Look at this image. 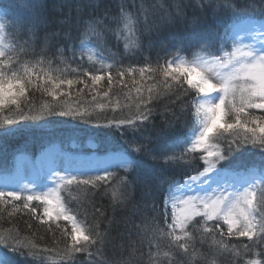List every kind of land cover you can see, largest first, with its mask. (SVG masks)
I'll return each instance as SVG.
<instances>
[{
	"label": "snow or ice",
	"instance_id": "1",
	"mask_svg": "<svg viewBox=\"0 0 264 264\" xmlns=\"http://www.w3.org/2000/svg\"><path fill=\"white\" fill-rule=\"evenodd\" d=\"M197 4L203 18L194 17L191 31L187 34H172L167 39H160L161 34L169 22H175V16L169 15L162 17L159 22L149 23L147 16L141 21L139 16L134 19L132 15L124 13L115 18V28L100 24L99 21L87 24L84 34L86 37H93L92 42L97 47H105L111 34L117 44L123 40L125 50L139 52L143 49L142 37L147 34L149 47L159 44L160 48L155 67L149 60H145L144 66L125 68L113 56L110 57L113 63L108 68L115 71V77L112 71L105 74L81 71L75 73L73 78L60 79L53 77L46 69H40L38 75L29 72L28 67L24 66L22 74L13 72L11 81L5 79V69L11 70L14 67L13 56L18 55V49L3 44L6 38L4 30L11 27L14 30L22 29L25 34L35 33L38 20L23 16L9 20L8 13L13 5L0 9V108L4 105L6 91L11 93L15 87L17 92L14 96L23 95L26 84H30L33 79H41V76L45 78L44 84L49 86L43 90L54 98L61 94L58 90L62 85L69 89L81 84L83 88H89L90 80L94 88L107 78L111 89L114 78L124 83V77H131L133 73H139L142 80L147 74L148 81L162 77L158 83L136 87L137 100L127 106L130 114L123 117L98 118L77 109L57 110L49 107L47 111L35 116L19 111L18 119H6L0 124V128H3L22 120L62 115L89 124L95 123L96 126L113 127L122 132L140 131L146 133L144 141L135 138L128 140L130 149L135 153L145 154L152 160L185 169L182 180L166 177H156L154 181L133 179L135 162L129 160L117 167L128 166L130 171L124 176L114 175L106 170L103 175L78 180L77 175L68 173V176H59L60 183L47 191L33 188L30 194L22 195L20 190H0V203L11 204L14 209L26 211L30 218L46 224L48 231H52V222H55L56 230L64 239L62 259L67 264H100L93 249L99 250L108 233L99 231L95 215L89 220L86 213L64 204L59 190L62 184L68 187L75 184L77 188L82 187L89 192L98 187L101 191H106L102 182L108 181H114L120 187L119 204L134 200L137 185H141L140 202L133 203L131 209L133 218L139 216L141 219V225L133 223V228L141 243L146 232L151 231L152 235L147 237L150 254L153 242L160 239L166 240L167 247L177 255L188 257L194 254L197 244L205 247L211 241L215 245L214 254L222 255L225 251L232 254L229 264H264V162L258 169L250 170H225L221 164L248 146L264 154V114H257V110L264 113V0H260L258 6L251 7L230 3L229 0H224L223 3L219 0H207L206 3L197 0ZM177 11L182 15L179 6ZM241 14L249 17L259 15L261 22H236ZM208 17L211 20L205 27L204 19ZM226 17H232V22L229 23ZM136 31L140 32V37L135 36ZM153 34L156 39H153ZM249 39L252 42L245 43ZM80 47H83V42ZM186 48L191 50L186 51ZM192 50H199L203 55L197 53L191 61H185L181 53L191 54ZM61 51L64 55L70 54L73 59L76 57V46H66ZM30 54L37 57L42 55L34 50L24 51V55ZM161 59L163 64L160 63ZM39 63L50 64V61L38 60ZM193 75L198 79L193 80ZM185 82L197 93L204 94L196 107L197 114L203 112V117L195 140L191 141V147L187 144L180 150L173 149L165 153L150 151L148 145L154 137L149 129H158L157 135H165L177 129L184 117L191 114V103L181 99V94L189 91L184 86ZM132 83L134 86L139 84L135 79ZM6 84L7 89L4 87ZM145 91L147 95L144 94ZM108 95L109 92H104L105 97ZM10 101L12 104L17 103L14 97ZM165 101L171 102L172 106L169 107ZM161 107L163 111L159 113L160 123L157 124L156 110ZM101 119L107 122L101 123ZM213 133L216 135H212ZM210 139L217 143H209ZM198 149L204 155H200ZM47 162L51 163V160ZM213 181L215 186L212 185ZM205 185L208 187L204 190H194L195 186L203 188ZM154 186L157 192L162 190L160 198L154 193ZM39 208H43L42 214L38 213ZM96 213L101 217L104 215L99 209H96ZM148 213L152 215L149 216ZM61 220L63 224L59 223ZM112 222L109 220V224ZM68 224L70 227H65ZM27 227L31 229L32 224ZM225 238H229L228 243H225ZM230 238H236V243L231 248ZM0 244L6 250L32 257L33 261L40 258L41 264L45 252L49 251L31 242L22 243L19 239H14L11 243L6 239L0 240ZM212 251L210 248L209 252ZM202 255V264H207L208 252ZM0 264H12L6 251L0 253Z\"/></svg>",
	"mask_w": 264,
	"mask_h": 264
},
{
	"label": "trees",
	"instance_id": "2",
	"mask_svg": "<svg viewBox=\"0 0 264 264\" xmlns=\"http://www.w3.org/2000/svg\"><path fill=\"white\" fill-rule=\"evenodd\" d=\"M200 2L206 3L207 0H200ZM219 2L223 3L224 0H219ZM229 2L245 4L250 7L260 4V0H229ZM10 5L13 7L8 13L9 20L13 17L23 16L30 20L37 19L38 23L35 33L27 34L22 29L14 30L11 27H6L7 45L18 49V55L13 56L14 67L11 70L5 69V79L9 81L13 79V72L18 75L22 74L24 66L28 67L29 72L38 75L40 69H46L53 77L60 79L73 78L75 73L81 71L94 72L95 74L112 71V75L115 77V71L108 68V65L113 63V60L110 59L113 56L125 68L144 66L145 60H149L155 67L157 52L160 51V48L159 44L149 47L147 34L142 37L143 49L139 52L125 50L123 40L117 44L111 34H109L105 47H97L92 42L94 38L86 37L84 34L87 24L99 21L100 24L115 28L117 27L114 23L115 18L124 13L132 15L134 19L139 16L141 21L147 16L149 23L159 22L162 17L169 15L175 16V22H169L161 34L160 39H167L172 34H187L191 31L193 18H203L197 0H0V9H7ZM178 6L182 15L177 11ZM255 16L259 17V15ZM244 17L249 16L241 14L236 18V22ZM226 19L231 23L233 18L226 17ZM210 20L211 17L204 19L205 27ZM135 36L140 37V32L136 31ZM153 39H156L155 34H153ZM81 42H83L82 48L80 47ZM85 43L90 44L94 51L88 50L84 46ZM66 46H76L75 59L70 54H62L61 50ZM33 50L41 52L42 55L40 57L31 54L24 55V51L31 52ZM190 50V48H186V51ZM197 53L201 54L202 52L192 50L191 54L182 52L181 55L191 61L193 55ZM161 55H163L162 52ZM18 59L19 62H17ZM44 59L50 61V64H38V60ZM160 63L163 64L162 59ZM44 79L41 76V79H33L30 84H26L23 95L14 96L17 92L15 87L12 88L11 93L5 94L7 96L4 105L0 108V124L6 119H18L19 111H24L29 116H35L47 111L49 107H55L57 110L77 109L98 118L104 116H107L108 119L117 116L123 117L130 114L127 106L137 100L136 87L146 83H158L162 77L148 81L147 74L142 80L139 73H133L131 77L127 75L124 77V83H120L114 78L111 89H109L107 78L94 88L90 80L88 81L89 88H83L82 84L74 85L71 89L62 85L58 90L61 94L55 98L43 90L45 87H49L44 84ZM133 79L139 84L134 86ZM196 79L198 77L193 75V80ZM184 86L189 91L182 93L181 99L191 103V114L184 117L177 129L169 131L165 135H157L158 129H149V133L154 137L148 145L150 151L165 153L173 149L180 150L187 144H189L188 147H191L190 143L196 135L194 130L197 131L196 121L201 118V113L197 114L196 112L201 93H197L186 82ZM4 87L7 89L8 85L6 84ZM106 91L109 92L107 97L104 96ZM144 94L147 95L146 91ZM13 97L17 100L16 104H12L10 101V98ZM173 101H175V97H173ZM165 103H168L169 107L172 106L171 102L165 101ZM185 110H187V103ZM161 111H163L162 107L156 110L157 124L160 123L159 113ZM257 114L264 113L257 110ZM100 122L106 123L107 121L101 119ZM145 134L140 131L122 132L113 127L96 126L95 123L89 124L62 115L45 116L39 120L18 121L13 125L0 128V175H11L16 171L20 162L18 157L20 152L30 153L33 157V165L36 167L43 159L45 148L52 144H61L59 146L62 150L76 152V154L106 155L123 151L135 162L132 172L133 179L154 181L156 177H166L182 180L185 169L165 164L163 161L152 160L149 156L135 153L129 148L128 140L135 138L143 142ZM211 141L217 143L215 140ZM197 152L204 155L199 149ZM262 162H264V154L248 146L228 160L222 161L221 164L230 170L250 167L258 169ZM128 171H130L128 167H116L112 172L114 175L124 176ZM102 187L106 191H101L98 187L89 192L82 187L77 188L75 184L62 189L63 200L67 206L86 213L89 220L95 215L99 231L101 233L107 231L105 243L99 247L98 251L93 249L96 252L95 258L100 264H202L204 260L202 254L206 252H208L207 264H229L232 254L227 251L222 255L214 254L215 245L211 241H208L205 247L197 244L194 254L188 257L177 255L167 247L166 240L160 239L153 242L150 254L147 237L152 235L151 231L146 232L141 243L136 235V229L133 228V223L141 225L139 216L133 218L131 211L132 204L140 202L141 185L138 183L137 192L133 194L135 199L124 204L118 202L120 187L114 181L102 182ZM153 190L157 198L162 196V190L157 192L155 186ZM96 209H99L104 215L99 216ZM38 213L42 214L43 208H39ZM148 215L152 214L148 213ZM80 218L83 219V216ZM109 220L113 222L109 224ZM59 223L63 224L64 222L61 220ZM28 224H32L31 229L27 227ZM65 227H70V224ZM5 239L9 243L14 239H19L22 243L31 242L39 248L49 249L43 256V264H67V261L62 259L65 247L64 239L56 230L55 222H52V231H48L46 224H41L39 220L30 218L26 211L14 209L11 204L0 203V240ZM230 239L229 248L236 243V238ZM228 240L229 238H225V243H228ZM0 248L7 252L12 264H41L40 258L33 261L32 257L21 256L17 252L4 249L2 244H0ZM210 248L213 250L212 252H209Z\"/></svg>",
	"mask_w": 264,
	"mask_h": 264
},
{
	"label": "rangeland",
	"instance_id": "3",
	"mask_svg": "<svg viewBox=\"0 0 264 264\" xmlns=\"http://www.w3.org/2000/svg\"><path fill=\"white\" fill-rule=\"evenodd\" d=\"M251 20L254 23H260V17H244L240 19L238 22H246ZM3 35L5 36V30ZM252 41L246 40L245 43H251ZM4 45H7L6 38L3 41ZM84 46L91 51H94L90 44L85 43ZM201 55H203L201 53ZM185 61H188L183 57ZM215 82V81H213ZM7 91L5 92V94ZM204 94H201V96ZM214 95V94H213ZM7 95H5L6 98ZM203 117V112H201V118ZM201 118L196 121L197 131L195 134L197 135L199 129L201 127ZM213 133L212 135H215ZM195 135V138H196ZM194 138V140H195ZM209 143H212L211 139ZM61 144H52L48 146L44 150V158H43V169L41 171L37 170L33 165V157L28 152H20L18 154L19 157V165L16 168V171L6 176L0 175V190L7 188L8 190H20L22 195H28L31 193L34 188L37 191H47L50 187H56L59 176H68V173L72 175H77L78 180L86 179L89 176L103 175L104 171L110 170L111 172L115 170L116 167H119L121 164L127 163L130 159L123 151L113 152L106 155H101L98 153L91 154H76V152H66L60 148ZM92 147L94 145H91ZM75 153V154H74ZM127 159H123V158ZM51 160V163L47 161ZM54 165V167H53ZM128 167L124 165L122 168ZM254 168V167H252ZM225 170H229L224 168ZM248 168L247 170H250ZM55 174L53 175V173ZM85 174V175H82ZM212 185L215 186V181L212 182ZM66 187L62 184L59 190V196L61 201L64 203L62 196V189ZM208 186L205 185L203 188L201 186H195L194 190L201 191L206 189ZM65 204V203H64ZM5 252L0 248V253Z\"/></svg>",
	"mask_w": 264,
	"mask_h": 264
}]
</instances>
